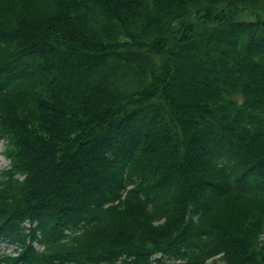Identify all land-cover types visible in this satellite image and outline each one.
Wrapping results in <instances>:
<instances>
[{
	"label": "trees",
	"instance_id": "16d2710c",
	"mask_svg": "<svg viewBox=\"0 0 264 264\" xmlns=\"http://www.w3.org/2000/svg\"><path fill=\"white\" fill-rule=\"evenodd\" d=\"M0 141V264H264V1L0 0Z\"/></svg>",
	"mask_w": 264,
	"mask_h": 264
},
{
	"label": "rangeland",
	"instance_id": "374dc122",
	"mask_svg": "<svg viewBox=\"0 0 264 264\" xmlns=\"http://www.w3.org/2000/svg\"><path fill=\"white\" fill-rule=\"evenodd\" d=\"M264 1V0H263ZM250 19H254L255 17L250 14V12L245 13ZM259 14V13H258ZM260 18H263V15H260ZM9 167V161L4 156V144L0 141V173L5 171ZM12 250L11 247L5 246V244H0V253H10ZM208 264H212V262H208Z\"/></svg>",
	"mask_w": 264,
	"mask_h": 264
}]
</instances>
